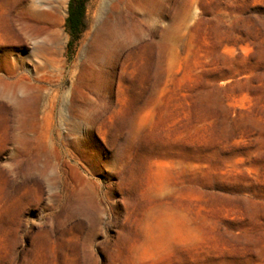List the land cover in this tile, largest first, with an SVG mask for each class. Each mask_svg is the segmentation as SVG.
<instances>
[{
	"label": "rangeland",
	"instance_id": "374dc122",
	"mask_svg": "<svg viewBox=\"0 0 264 264\" xmlns=\"http://www.w3.org/2000/svg\"><path fill=\"white\" fill-rule=\"evenodd\" d=\"M32 1L0 38V264H264V0H87L69 48V0Z\"/></svg>",
	"mask_w": 264,
	"mask_h": 264
},
{
	"label": "bare ground",
	"instance_id": "6f19581e",
	"mask_svg": "<svg viewBox=\"0 0 264 264\" xmlns=\"http://www.w3.org/2000/svg\"><path fill=\"white\" fill-rule=\"evenodd\" d=\"M38 13V7L32 0H28L25 7L22 6L20 2L11 3V5L3 8L1 7L0 38L7 33L9 28H12L14 24L20 25V29H18L17 32L24 36L27 35L28 31L39 26Z\"/></svg>",
	"mask_w": 264,
	"mask_h": 264
},
{
	"label": "trees",
	"instance_id": "16d2710c",
	"mask_svg": "<svg viewBox=\"0 0 264 264\" xmlns=\"http://www.w3.org/2000/svg\"><path fill=\"white\" fill-rule=\"evenodd\" d=\"M87 0H69L65 28L70 35L68 48L78 39L84 30V17Z\"/></svg>",
	"mask_w": 264,
	"mask_h": 264
}]
</instances>
